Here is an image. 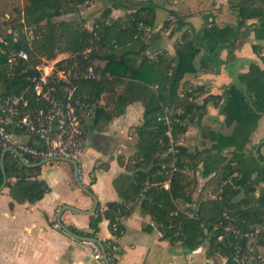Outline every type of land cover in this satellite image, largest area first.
<instances>
[{
  "label": "crops",
  "instance_id": "obj_1",
  "mask_svg": "<svg viewBox=\"0 0 264 264\" xmlns=\"http://www.w3.org/2000/svg\"><path fill=\"white\" fill-rule=\"evenodd\" d=\"M242 1L123 0L110 9L112 19L122 18L136 7L155 12L149 47L129 56L135 66L143 58H173L175 46L182 43H191L196 49L195 72L184 77L182 87L199 90L195 103L202 109L186 123V132L180 136L183 148L199 154L195 201L209 198V192L217 193L225 186L235 192L232 203L243 200L246 191L254 197L264 191V20L248 19L238 27L237 9ZM164 22L167 27L161 29ZM142 114V104L133 103L103 132L87 131L85 142L92 141L76 159L78 178L97 199L101 211L108 203L120 202L114 181L130 175L126 164L135 152V128L140 126ZM89 132H94L90 138ZM20 140L30 141L26 137ZM39 168L37 179L49 188L40 201L18 204L7 188L0 190V264H102L92 259L81 241L58 226L64 207L87 212L93 206L76 184L73 167L56 161ZM91 215L64 210L59 223L68 231L72 227L89 232ZM119 226L116 240L105 220L95 235L104 248L116 242V264H253L252 256L208 255L206 243L193 251L172 245L161 239L151 219L137 207L119 220ZM259 249L264 253V246Z\"/></svg>",
  "mask_w": 264,
  "mask_h": 264
},
{
  "label": "trees",
  "instance_id": "obj_2",
  "mask_svg": "<svg viewBox=\"0 0 264 264\" xmlns=\"http://www.w3.org/2000/svg\"><path fill=\"white\" fill-rule=\"evenodd\" d=\"M95 1L24 0L21 9H14L17 20L3 22L9 33L0 36V104L6 97L17 96L26 88L35 74L33 66L41 58L50 60L59 52L69 56L65 60L68 67L75 64V68L82 69L94 65L114 77L111 82L80 85L82 99L97 105L87 131L101 133L128 105L141 103L143 106L141 124L135 128V152L126 164L130 175L114 181L120 202L108 203L102 211L97 205L89 217V232L72 227L69 231L79 238L95 239L99 224L105 220L113 233L112 224L117 218L128 217L132 208L137 207L151 219L161 239L172 245L179 244L193 251L206 243L208 255L228 253L237 259L250 257L246 240L224 232V227L233 224L253 234L259 228L254 235L257 244L264 246V191L258 197L246 191L243 200L232 203L235 192L225 186L216 199L195 201L199 154H191L181 146L175 158L176 169L172 171L164 131L156 121L161 107L169 106L174 111V136L180 137L186 132V123L201 111L202 107L195 103L199 90L182 87L184 77L195 72L192 62L196 49L191 43H182L175 46L173 58H143L138 66L133 65L129 56L144 53L151 42L150 32L155 25V12L151 8L136 7L117 19L110 18L111 10L105 9L90 30L75 21L54 20L76 14ZM120 1L114 0L115 3ZM237 18L238 27L248 19L264 20V0H243L238 6ZM167 24L164 22L161 29ZM19 49L26 52L28 60L9 69L8 56ZM3 150L0 147V157ZM3 168L5 188L14 202L34 204L48 193V186L37 179L39 167L28 168L13 153L5 152ZM167 181L168 189H164ZM2 183L0 167V187ZM180 204H188L194 218L176 213Z\"/></svg>",
  "mask_w": 264,
  "mask_h": 264
},
{
  "label": "built area",
  "instance_id": "obj_3",
  "mask_svg": "<svg viewBox=\"0 0 264 264\" xmlns=\"http://www.w3.org/2000/svg\"><path fill=\"white\" fill-rule=\"evenodd\" d=\"M85 54V53H84ZM83 54V56H84ZM69 56L55 52L53 59L41 58L33 66L35 74L26 88L17 96L6 97L0 104V147L18 152L22 157L34 163L73 160L80 156L84 148L87 127L93 120L95 103H86L80 96V85L84 82H111L114 77L103 72L101 67L88 65L85 68L68 67L65 60ZM28 60L22 49L12 52L7 59L9 69L17 67L20 62ZM61 67H59V65ZM174 111L169 106H162L156 116L161 124L166 142V155L171 158L169 167L175 171V158L181 147V138L174 136L172 117ZM20 137L30 141L23 142ZM169 182L163 185L168 189ZM163 186V188H164ZM165 189V188H164ZM221 193L209 192L214 200ZM185 204L177 208L181 213L192 219L194 214ZM225 218L227 214L223 215ZM112 224V236L116 240L120 234L119 220ZM224 232L246 240L253 264H264V253L257 244L253 233L242 231L233 224L224 227ZM221 236L218 240H221ZM92 254L94 261L102 264H116L118 246L116 242L101 250L95 243L81 241Z\"/></svg>",
  "mask_w": 264,
  "mask_h": 264
},
{
  "label": "rangeland",
  "instance_id": "obj_4",
  "mask_svg": "<svg viewBox=\"0 0 264 264\" xmlns=\"http://www.w3.org/2000/svg\"><path fill=\"white\" fill-rule=\"evenodd\" d=\"M121 0L120 2H122ZM136 1V0H135ZM135 1H131L132 3ZM109 0H98L96 5L93 6L91 4L90 8L94 7L96 9H88V8H81L80 11L76 14H70L65 15L63 17H60L58 19H54L55 21H75L77 23H81L84 28L87 30H90L94 23L97 20L101 19L102 11L103 9H115L116 5L115 2L112 1V4H108ZM135 4V3H134ZM24 5V0H0V36H3L4 34L9 33L7 31L8 26H4L3 22H10L12 20V23L14 20H17V16L14 12V9H21ZM97 11V12H96ZM177 16L179 17V13H177ZM181 19V18H180ZM92 133L89 132V138L92 136ZM88 140V141H87ZM84 147L87 146L88 142H91L92 139H87Z\"/></svg>",
  "mask_w": 264,
  "mask_h": 264
},
{
  "label": "water",
  "instance_id": "obj_5",
  "mask_svg": "<svg viewBox=\"0 0 264 264\" xmlns=\"http://www.w3.org/2000/svg\"><path fill=\"white\" fill-rule=\"evenodd\" d=\"M5 152H12L18 159L19 161L21 162V164H23L24 166L28 167V168H36V167H40L44 164H47V162H39V163H36V164H30L28 163L27 161H25V159L16 151H11V150H8V149H4L2 151V154H1V157H0V167H1V171H2V174H3V183L0 187V190L4 189L5 188V184H6V176H5V171H4V168H3V155ZM62 162H65V163H68L70 164L72 167H73V172H74V177H75V181H76V184L79 186V188L84 192L86 193L90 198L91 200L93 201V206L92 208L87 211V212H81L75 208H71V207H64L61 212L59 213L58 215V226L60 228H62L64 230V232H66V234H68L69 236H71L72 238H75L79 241H90V242H93L95 243L101 250H104V247L103 245L97 241L96 239H86V238H79L75 235H73L70 231H68L66 228H64L60 223H59V218L62 214V212L64 210H69V211H73V212H77V213H83L85 215H91L95 212V209L98 205L97 203V199L85 188L83 187L80 182H79V178H78V165H77V162L76 161H73V160H61Z\"/></svg>",
  "mask_w": 264,
  "mask_h": 264
}]
</instances>
